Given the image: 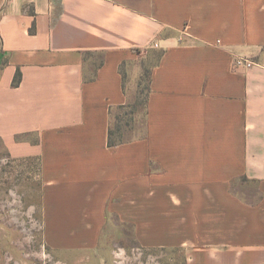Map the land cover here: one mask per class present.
I'll use <instances>...</instances> for the list:
<instances>
[{"label": "crops", "instance_id": "obj_1", "mask_svg": "<svg viewBox=\"0 0 264 264\" xmlns=\"http://www.w3.org/2000/svg\"><path fill=\"white\" fill-rule=\"evenodd\" d=\"M149 53L144 112L109 146L121 68ZM0 143L39 162L46 211L113 216L185 264H264V0H0Z\"/></svg>", "mask_w": 264, "mask_h": 264}, {"label": "rangeland", "instance_id": "obj_2", "mask_svg": "<svg viewBox=\"0 0 264 264\" xmlns=\"http://www.w3.org/2000/svg\"><path fill=\"white\" fill-rule=\"evenodd\" d=\"M157 55L149 53L122 66L126 87L135 96L132 104L140 91L143 100L148 71ZM142 103L136 108L135 119L144 112ZM124 112L117 109L115 113L123 117L122 129L128 118ZM39 165L37 160L12 159L0 143V264H185L178 251L142 247L135 228L116 224L113 216H108L103 226L85 227L93 219L91 211H46ZM57 216L68 221L52 222Z\"/></svg>", "mask_w": 264, "mask_h": 264}, {"label": "trees", "instance_id": "obj_3", "mask_svg": "<svg viewBox=\"0 0 264 264\" xmlns=\"http://www.w3.org/2000/svg\"><path fill=\"white\" fill-rule=\"evenodd\" d=\"M159 57H160V54L157 55L156 57V60H155V63L159 60ZM151 70V68H150ZM150 70L148 71V86L146 88V94L143 98V103L142 101L140 100L141 98V91L139 92L138 94V97L135 101L134 104H131V105H127V106H120L118 108V110H126V112H124V116H127L128 118H126L125 120V125L123 126L124 128L122 129V126H121V121H122V118L119 117L118 115L115 116V122H114V125L110 127L109 129V132H108V145L109 146H113L117 143H119L122 139V133H124V129H126V131L130 130L132 128V125L131 127L129 128V125L130 123L134 124V115L136 114V108L142 103L144 105V109H145V106H146V101H147V96H148V93L150 91V88H149V84H150ZM20 72L19 70L16 71L15 75H14V78L12 80V87H18L19 83H20ZM129 128V129H128Z\"/></svg>", "mask_w": 264, "mask_h": 264}, {"label": "built area", "instance_id": "obj_4", "mask_svg": "<svg viewBox=\"0 0 264 264\" xmlns=\"http://www.w3.org/2000/svg\"><path fill=\"white\" fill-rule=\"evenodd\" d=\"M252 65L254 64L246 59H237L234 63L235 67H239V66L251 67Z\"/></svg>", "mask_w": 264, "mask_h": 264}]
</instances>
